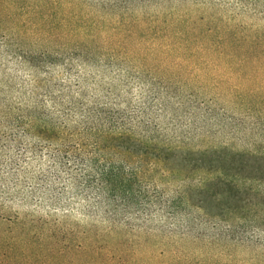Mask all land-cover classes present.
Returning <instances> with one entry per match:
<instances>
[{
  "label": "rangeland",
  "instance_id": "1",
  "mask_svg": "<svg viewBox=\"0 0 264 264\" xmlns=\"http://www.w3.org/2000/svg\"><path fill=\"white\" fill-rule=\"evenodd\" d=\"M0 264H264V0H0Z\"/></svg>",
  "mask_w": 264,
  "mask_h": 264
},
{
  "label": "trees",
  "instance_id": "2",
  "mask_svg": "<svg viewBox=\"0 0 264 264\" xmlns=\"http://www.w3.org/2000/svg\"><path fill=\"white\" fill-rule=\"evenodd\" d=\"M96 164H97V160H92V159L89 160L90 166ZM90 176H92L94 180L97 182L96 185H99L98 186L99 189H103L104 187L109 189L107 185L110 182L111 189L115 190L116 188L115 186L117 185L120 186L123 184V187L127 186L133 174L123 167H118L115 166L114 163L108 162L101 166L97 165L93 170L91 168V170L85 172L80 180V183L83 182L84 180L83 182L84 186H89L90 185L89 182L91 180V178H89Z\"/></svg>",
  "mask_w": 264,
  "mask_h": 264
}]
</instances>
